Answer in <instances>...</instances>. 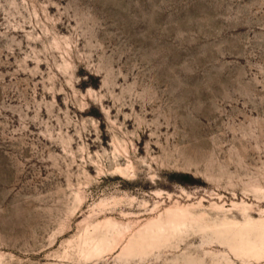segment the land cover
<instances>
[{
    "label": "rangeland",
    "instance_id": "1",
    "mask_svg": "<svg viewBox=\"0 0 264 264\" xmlns=\"http://www.w3.org/2000/svg\"><path fill=\"white\" fill-rule=\"evenodd\" d=\"M0 264H264V0H0Z\"/></svg>",
    "mask_w": 264,
    "mask_h": 264
}]
</instances>
